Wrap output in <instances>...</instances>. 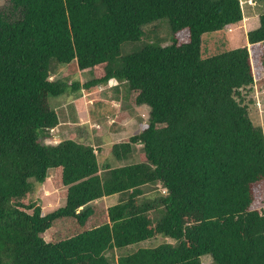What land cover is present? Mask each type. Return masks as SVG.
I'll list each match as a JSON object with an SVG mask.
<instances>
[{
	"label": "trees",
	"instance_id": "trees-1",
	"mask_svg": "<svg viewBox=\"0 0 264 264\" xmlns=\"http://www.w3.org/2000/svg\"><path fill=\"white\" fill-rule=\"evenodd\" d=\"M10 1L0 10V264H264V126L247 103L264 88V13L249 45L204 59V34L242 23L247 0ZM165 18L169 45L147 30ZM72 95L87 96L93 119L117 100L150 108L142 130L112 146L129 163L102 169L101 145L57 140L79 112L51 98ZM48 180L66 202L51 212L37 196ZM161 236L173 241L142 246Z\"/></svg>",
	"mask_w": 264,
	"mask_h": 264
},
{
	"label": "rangeland",
	"instance_id": "rangeland-1",
	"mask_svg": "<svg viewBox=\"0 0 264 264\" xmlns=\"http://www.w3.org/2000/svg\"><path fill=\"white\" fill-rule=\"evenodd\" d=\"M244 1V0H243ZM258 3V5H245V12L247 14L251 13L250 15H247L248 17L245 18V20L235 26H232L231 30L229 28H226L223 31L219 32H209L204 34L203 36V46H202V57L204 59L210 58L212 56L218 55L220 53H224L227 51H230L231 49L242 47L244 45L248 44V32L257 28L260 25L259 17L262 13H264V0H254V2ZM11 1L10 0H0V10H7L8 7H10ZM154 27H158L160 30V37L166 38V41L164 42V45H169L172 39L171 34V25L169 22V19L165 18L159 21L154 22L153 24L149 25L147 30L153 29ZM154 38H150L149 41H151ZM264 77V72L262 74ZM80 79L81 83L84 84L89 78L92 77V73L90 71L85 72H79V74L76 76ZM255 90L248 92V99H254L256 102L250 103V100H247V103H249V112L251 114V117L253 118L254 122L264 126V88L262 90L258 89L257 85H254ZM104 89V87H103ZM102 90V88H101ZM104 97L107 98V100L111 101L110 98L112 96L111 90L104 89ZM66 96L51 98V103L53 106L61 107L63 106L67 113L72 115L73 112H75V109L71 106L72 102L76 101V110L79 112V117L76 122L73 120H69L65 123L66 128L60 132L61 137H58V141L63 137L64 138H83V140H86L88 142H91L95 144L96 146H100L99 150V163L102 169H104L108 164H112L114 166L117 165H123L125 163L129 162H119L117 161L112 153L111 149L115 142H121L125 140L126 138H123V133L116 132V130L111 129L110 126L113 124V121L109 123V125H106L103 122H101L104 119H101V115L109 114L108 119H118L117 117L120 115L119 112L115 114H111V112H108L109 110H112V108H117L119 111L124 110V104L122 101L117 102H109V106L107 104H103L100 107L97 108L98 116L96 119H93L90 114V109L88 107V98H79L76 99L73 95L69 98H65ZM104 98V99H105ZM82 99V100H81ZM106 100V99H105ZM112 106V107H111ZM145 110H143L140 107L130 108L128 107V110L131 113L139 114V120L133 121L132 123H129L130 127L128 126L126 128V131H128L125 136H132L137 133H139L142 130L143 127V121L147 120L150 113V108L147 106H144ZM127 110V111H128ZM128 111V112H129ZM71 113V114H70ZM99 119V120H98ZM99 121L101 123H97L96 121ZM117 122V120H116ZM83 123V124H81ZM101 128H100V126ZM82 129V130H81ZM54 171H51V174H53ZM51 181L48 180L45 184H43L41 187H39L37 191V196L40 199L41 205L44 207V209L47 212H51L56 210L57 208L65 205V200L61 199L58 192L54 190ZM105 203L107 206H112L118 203L119 201V195H112L105 198ZM165 241L172 242L173 240L166 239L164 236L159 237L157 240L154 241H147L142 244L144 247H153L157 246L160 243H163ZM133 250L136 249L135 247L132 248ZM133 250H130L131 252ZM112 254V253H111ZM110 254V256H111ZM114 256L117 258L119 254L117 252L113 253ZM203 261L205 264H212V258L211 256H205L203 257Z\"/></svg>",
	"mask_w": 264,
	"mask_h": 264
},
{
	"label": "crops",
	"instance_id": "crops-1",
	"mask_svg": "<svg viewBox=\"0 0 264 264\" xmlns=\"http://www.w3.org/2000/svg\"><path fill=\"white\" fill-rule=\"evenodd\" d=\"M85 98H87V96H84ZM83 97V98H84ZM142 110H143V112H144V110H145V107H140ZM129 111V110H128ZM127 110H124V111H122L121 112V114H120V116H119V118L117 119V121H118V125H116V126H114V128H116V132H119V133H123V135H122V137L123 138H127V137H129V136H125V134L128 132V131H126V128L129 126L130 127V125H129V123H132L133 121H138L139 119V114L137 115V114H134V113H131L130 111L128 112ZM108 121L109 122H114L115 121V119H113V120H111V119H108ZM65 124H67V123H63V125H65ZM81 124H83V123H81ZM62 125V127H60L59 129H57V130H59L60 132L62 131V130H64V126ZM100 126V125H99ZM111 128V127H110ZM112 129V128H111ZM82 130V129H81ZM60 132H58V134H56V136H57V138L60 136Z\"/></svg>",
	"mask_w": 264,
	"mask_h": 264
},
{
	"label": "built area",
	"instance_id": "built-area-1",
	"mask_svg": "<svg viewBox=\"0 0 264 264\" xmlns=\"http://www.w3.org/2000/svg\"><path fill=\"white\" fill-rule=\"evenodd\" d=\"M245 2H248L249 4H251V5H256L257 3L256 2H254V0H247V1H245ZM231 30V29H230ZM54 131V129H52V132ZM56 143L58 142V141H55Z\"/></svg>",
	"mask_w": 264,
	"mask_h": 264
},
{
	"label": "clouds",
	"instance_id": "clouds-1",
	"mask_svg": "<svg viewBox=\"0 0 264 264\" xmlns=\"http://www.w3.org/2000/svg\"><path fill=\"white\" fill-rule=\"evenodd\" d=\"M255 2H256V1H255ZM256 5H258V3H257ZM256 5H255V6H256ZM230 29H231V28H230Z\"/></svg>",
	"mask_w": 264,
	"mask_h": 264
}]
</instances>
